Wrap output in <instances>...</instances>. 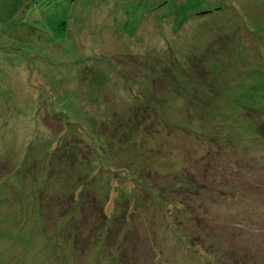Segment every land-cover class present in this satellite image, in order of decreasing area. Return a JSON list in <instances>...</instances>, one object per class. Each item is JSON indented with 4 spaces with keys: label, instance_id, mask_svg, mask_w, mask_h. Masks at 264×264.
<instances>
[{
    "label": "rangeland",
    "instance_id": "374dc122",
    "mask_svg": "<svg viewBox=\"0 0 264 264\" xmlns=\"http://www.w3.org/2000/svg\"><path fill=\"white\" fill-rule=\"evenodd\" d=\"M263 121L264 0H0V264H264Z\"/></svg>",
    "mask_w": 264,
    "mask_h": 264
},
{
    "label": "trees",
    "instance_id": "16d2710c",
    "mask_svg": "<svg viewBox=\"0 0 264 264\" xmlns=\"http://www.w3.org/2000/svg\"><path fill=\"white\" fill-rule=\"evenodd\" d=\"M63 119L65 120L64 117H63ZM261 127H263V128H262V130L259 129V131H261L262 134L264 135V121L261 123ZM87 146H88V145H87ZM78 150H79V149H78ZM79 151H80V150H79ZM80 153L82 154V152H80ZM74 164H75V163H74ZM96 210L99 211L97 214H98L99 216H101V213H102L103 210H101L100 208H97ZM98 215H97V216H98ZM101 220H102V219H101ZM101 220H100V221H101Z\"/></svg>",
    "mask_w": 264,
    "mask_h": 264
}]
</instances>
